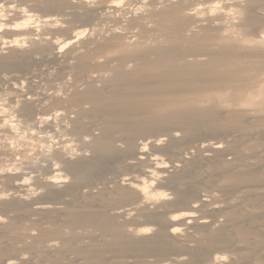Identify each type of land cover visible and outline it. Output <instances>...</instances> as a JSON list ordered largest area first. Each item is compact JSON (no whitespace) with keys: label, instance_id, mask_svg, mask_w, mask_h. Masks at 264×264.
I'll use <instances>...</instances> for the list:
<instances>
[{"label":"rangeland","instance_id":"rangeland-1","mask_svg":"<svg viewBox=\"0 0 264 264\" xmlns=\"http://www.w3.org/2000/svg\"><path fill=\"white\" fill-rule=\"evenodd\" d=\"M0 5V260L264 264V0ZM226 58L228 72L211 75ZM179 64L199 72L198 96L131 94ZM174 97L207 118L153 125ZM121 130L161 140L146 147L161 172Z\"/></svg>","mask_w":264,"mask_h":264},{"label":"bare ground","instance_id":"bare-ground-1","mask_svg":"<svg viewBox=\"0 0 264 264\" xmlns=\"http://www.w3.org/2000/svg\"><path fill=\"white\" fill-rule=\"evenodd\" d=\"M2 2V1H1ZM1 6V5H0ZM0 8H2V7H0ZM17 10V9H16ZM1 13V12H0ZM53 20V19H52ZM44 21V20H43ZM48 22V21H47ZM50 22V21H49ZM46 23V22H45ZM235 55V54H234ZM52 57V56H51ZM17 59L19 60V58L17 57ZM20 59H22L23 60V58H20ZM236 59V58H235ZM238 59V58H237ZM14 60V59H13ZM224 60V59H223ZM10 61V60H9ZM232 61V60H231ZM230 61V62H231ZM215 63V62H214ZM214 63H213V66L211 65V67H210V69H209V73L211 72H213V75L216 73H219V74H221L220 72H222V71H227L228 72V59L226 58L225 59V61H219V63H216L215 65H214ZM231 69H233V68H231ZM208 71V70H207ZM210 73V74H211ZM222 73H225V72H222ZM219 74H217V75H219ZM155 75V78L153 79V80H151V81H149V82H147L146 84H145V86L143 87V88H141V89H139V90H135V91H131L132 93L131 94H133L134 93V95L135 94H137L138 95V97L137 98H139V96H147L148 98V100L150 101V98H152V99H154V98H156V97H160L161 95L163 96V95H166V92H168L167 93V95L169 94V93H171L172 95H173V93H174V95H175V93H176V90L175 89H177L176 87H179V86H181L182 85V88L183 87H186V91H187V89L190 91V92H192V94L194 93L195 94V92H196V94L198 93L197 91V89H199V87H197V83H198V81H199V77H201L200 75H199V72L197 71V69H195V67H192L191 65L189 66V65H177V66H175V67H171V70H170V72H160V73H157V74H154ZM209 75V74H208ZM212 75V74H211ZM220 76V75H219ZM222 77H223V75H221ZM220 76V77H221ZM211 77V76H210ZM215 78V77H214ZM216 78H217V76H216ZM223 79V78H222ZM211 81H214L213 80V77L211 78ZM10 82H8V84H9ZM168 85L169 86H171V92H169V91H167V90H169V88H168ZM167 86V87H166ZM168 88V89H167ZM181 88V87H180ZM181 88V89H182ZM178 90H179V88H178ZM196 90V91H195ZM14 91V90H13ZM19 90L17 89V92H18ZM180 91H182V90H180ZM183 91H185V90H183ZM185 91V92H186ZM188 92V91H187ZM9 93V92H8ZM29 93V92H28ZM31 93V92H30ZM179 92H177V94H178ZM6 94V93H5ZM170 94V95H171ZM191 94V93H190ZM194 95V96H198V95ZM15 95V94H14ZM169 95V96H170ZM179 95H182L181 93H179ZM10 96V95H9ZM130 96H132V95H130ZM182 96H185V95H182ZM188 95H186V97H187ZM193 96V97H194ZM199 96H200V94H199ZM29 97V96H28ZM176 97V96H175ZM175 97H174V101L173 100H171V111H167V110H165L166 112H163V113H160V114H157V115H155L150 121L152 122V124L153 125H157L158 123L159 124H161L162 123V121L163 120H165L166 118L168 119V118H170L169 119V121L171 120H176V121H179L180 123H185L186 125L188 124L189 126H192L193 124L192 123H195L196 121H198L199 119H204L205 120V117L207 118V116L205 115V113L203 112V110L201 111V110H196L197 109V105L195 104V105H193L194 104V102L192 103L191 101H188V100H185L186 102H184V99H182V101L184 102V104L182 105V104H179L178 106H175V105H177V102H176V99H175ZM179 97V96H178ZM178 97H177V99H178ZM25 98V97H24ZM23 98V99H24ZM27 98V97H26ZM127 98H129V97H127ZM173 98V97H172ZM188 98V97H187ZM195 98V97H194ZM199 98V100H200V97H198ZM11 99V98H10ZM171 99V98H170ZM189 100H191V98H188ZM197 101H198V99H196ZM195 100V101H196ZM11 101V100H10ZM125 101V100H124ZM127 101V100H126ZM125 101V102H126ZM178 101V100H177ZM194 101V100H193ZM14 102V101H13ZM12 102V103H13ZM23 102V101H22ZM124 102V103H125ZM190 102L192 103V104H190ZM127 103H128V101H127ZM137 103V102H136ZM154 104V102L151 100L150 101V103L149 104ZM152 104V105H153ZM126 105V104H125ZM124 105V106H125ZM182 105V106H181ZM162 106V105H161ZM166 106V105H165ZM170 106V105H169ZM175 106V107H174ZM160 107V106H159ZM169 109H170V107H168ZM173 108H178L180 111V113H183L182 114V116H178L179 114H177L176 112H173L172 110H173ZM187 109H190L189 111H191L192 110V112H194L195 113V115H194V118L192 117L193 115L192 114H194V113H192L191 115H189V116H191L192 118H188V114L190 113ZM195 110V111H194ZM188 111V112H187ZM190 121H189V120ZM210 119V118H209ZM166 121H168V120H165V122ZM168 121V123H170ZM167 122H166V124L165 123H163V124H165V125H167L168 124ZM173 123L175 124V121H173ZM173 123H171V126H173L174 124ZM176 123H178V122H176ZM179 123V124H180ZM190 124H192V125H190ZM149 126H152V125H150V123L148 124ZM168 125H170V124H168ZM195 125V124H194ZM62 126H64V125H62ZM161 126H162V124H161ZM164 126V125H163ZM176 126V124L173 126V127H171V128H169L168 126V129H170L171 130V134L169 133L168 135L171 137V135H173L174 134V129H172V128H174ZM153 127V126H152ZM167 127H166V131H167ZM178 127H179V125H178ZM192 128H194V127H192ZM161 130H163V129H161ZM160 130V131H161ZM175 130H176V128H175ZM63 131V130H62ZM166 131L164 132V133H166ZM64 132V131H63ZM120 132V131H119ZM126 132H128L129 134L131 133V131H127V130H121V132H120V137L121 138H126V137H128L127 139H129L130 140V138H129V136L130 135H128V134H126ZM118 133V132H117ZM133 134V133H132ZM145 135V134H144ZM167 135V134H166ZM118 136V135H117ZM119 137V136H118ZM137 137V136H136ZM146 137V136H145ZM142 138V137H141ZM151 139H153L152 137H150ZM156 138V137H155ZM145 139V138H144ZM147 139V138H146ZM148 139H149V137H148ZM129 140H128V142H129ZM134 141L136 140V139H133ZM131 142H129L130 144L129 145H131L130 147H131V150L132 151H135V153L136 154H138L140 157L139 158H141L142 160L144 159V160H146V161H148V162H150L151 164H152V166L154 167V170L155 171H157V172H161V170H158V168H160L159 166H161L162 167V165H159L161 162H160V160L156 157H154L152 154H150V153H146V147H147V145H152L153 147L154 146H156V145H158L159 144V141H161L160 139H158V137L156 138V139H153V140H147V142H140V143H138V144H136V142H137V140H136V142H132V139L130 140ZM140 141V140H139ZM134 144H136V146L134 145ZM215 147H219L220 145H214ZM127 147H128V143H127ZM83 158V157H82ZM159 161H158V160ZM143 160V161H144ZM183 160H184V158H183ZM188 160L186 159V162H187ZM77 162V161H76ZM183 162V161H182ZM83 164V163H82ZM162 164V163H161ZM177 164V163H176ZM157 165H159V166H157ZM178 165V164H177ZM79 166V165H78ZM82 166V165H81ZM80 166V168H85V165L84 166H82L81 167ZM88 167V166H87ZM87 167H86V169H87ZM172 167V168H171ZM176 168V166H175V164H174V166L172 165V166H170V169H166L165 171H162V172H166L167 174H170L169 176H171V171H173V170H171V169H173V168ZM82 168V169H83ZM81 169V170H82ZM85 169V170H86ZM80 170V169H79ZM84 170V169H83ZM176 170V169H175ZM179 170V169H178ZM185 170H183V175H184V172ZM81 172V171H80ZM83 173H84V171H82ZM81 172V173H82ZM86 172H88V170H86ZM181 172H182V170H181ZM180 173V172H179ZM186 174V173H185ZM172 175H173V172H172ZM174 175H175V173H174ZM157 176H160V174H157ZM181 176V175H180ZM185 176V175H184ZM162 177V176H161ZM175 177V176H174ZM173 177V179H175V178H178V177H175L174 178ZM186 177V176H185ZM181 178H184V177H181ZM126 179H127V177H126ZM129 179V178H128ZM133 179V178H132ZM137 179V178H136ZM157 179V178H156ZM179 179H180V177H179ZM125 180V179H124ZM135 180V179H134ZM134 180H126V184H130L131 186L132 185H137L136 184V182L138 181H134ZM53 181H55V180H53ZM57 182V181H56ZM54 183V187L56 188V187H58L59 188V182L58 183ZM122 183V182H121ZM140 184V183H139ZM143 184V183H142ZM171 184L172 183H170V187H171ZM263 184V183H262ZM123 185V184H122ZM173 185L175 186V188H176V191H175V193H177V192H181V190H179L180 188H178L177 186H176V184H174L173 183ZM140 186H142V185H139V187ZM174 186H172V187H174ZM136 187V186H135ZM138 187V186H137ZM54 188V189H55ZM142 189V192H143V195H144V199L145 200H150V195H149V193L147 192V191H145L146 190V186L145 187H141ZM170 189H172V190H174L173 188H170ZM171 190V191H172ZM208 193V192H207ZM159 194V193H158ZM179 194V196H181V194L180 193H178ZM167 195V194H166ZM163 196L165 197V195H164V193L162 194H159L158 196H156L155 197V201L158 199V197H161V198H159V199H163ZM208 196V194H206V193H202L200 196H199V200L197 199V201H198V203H200L199 201H201V202H204L205 203V199H206V197ZM152 198V197H151ZM165 199V198H164ZM144 200V201H145ZM177 200V199H176ZM161 201V200H160ZM159 202V201H158ZM167 203H168V201H166ZM135 203V202H134ZM137 203V202H136ZM130 204V203H129ZM138 204V203H137ZM164 204V203H163ZM201 205V204H200ZM138 206V205H137ZM136 206V207H137ZM162 206V205H161ZM124 207V206H123ZM136 207L134 206V205H132V203H131V205H128L127 204V207H125L122 211H121V215H122V213L124 214H133L132 213V211L135 209L136 210ZM138 208V207H137ZM164 209V208H163ZM188 213V212H187ZM187 213H185L186 215H185V218L183 219L182 218V220H184V223L186 222V225L190 222V221H192L191 219H195L194 217H192V216H194L193 214H191V212H189L188 214ZM167 214V213H166ZM184 213H182V215H183ZM195 214V213H194ZM126 215V216H127ZM157 215V214H156ZM160 215V214H159ZM162 215V214H161ZM181 215V216H182ZM123 216V215H122ZM129 216V215H128ZM163 216V215H162ZM169 216V215H168ZM173 216V215H172ZM167 217V216H166ZM170 217V216H169ZM168 217V219H170V221L171 220H173V218L172 217H170L169 218ZM167 219V220H168ZM204 219V218H203ZM94 220V219H93ZM205 220V219H204ZM98 221V220H97ZM96 221V222H97ZM109 221V220H108ZM170 221H168L169 223H170ZM195 221V220H194ZM106 222V221H105ZM204 222V221H203ZM205 222H207V220H205ZM172 223V222H171ZM183 223V224H184ZM108 224V223H107ZM201 224V223H200ZM195 225V224H194ZM157 226V225H156ZM162 226V225H161ZM166 227H168V226H166ZM199 227V226H198ZM99 228V227H98ZM96 230V229H95ZM172 234V233H171ZM175 256V255H174ZM176 259V258H175ZM179 259V258H178ZM171 261V260H170ZM19 262H18V259L14 256V257H9V258H6V259H4V260H0V264H18Z\"/></svg>","mask_w":264,"mask_h":264}]
</instances>
